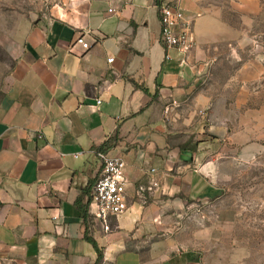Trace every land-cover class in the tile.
Wrapping results in <instances>:
<instances>
[{
  "label": "crops",
  "instance_id": "obj_1",
  "mask_svg": "<svg viewBox=\"0 0 264 264\" xmlns=\"http://www.w3.org/2000/svg\"><path fill=\"white\" fill-rule=\"evenodd\" d=\"M165 4L190 24L187 54L161 42ZM261 10L74 0L29 27L0 91V264H245L246 249L195 213L222 196V162L260 150L264 110L246 85L263 66L239 49ZM97 152L126 164L128 208L106 228L91 206Z\"/></svg>",
  "mask_w": 264,
  "mask_h": 264
},
{
  "label": "rangeland",
  "instance_id": "obj_2",
  "mask_svg": "<svg viewBox=\"0 0 264 264\" xmlns=\"http://www.w3.org/2000/svg\"><path fill=\"white\" fill-rule=\"evenodd\" d=\"M70 1L74 0H0V91L15 67L29 27L45 25ZM260 4V15L245 34L247 45L239 50L243 59L262 63L261 77L246 88L250 94L247 105L264 110V0ZM261 142L260 150L221 163L222 196L195 213H204L208 222L224 228L231 247L246 249L245 264H264V126Z\"/></svg>",
  "mask_w": 264,
  "mask_h": 264
},
{
  "label": "built area",
  "instance_id": "obj_3",
  "mask_svg": "<svg viewBox=\"0 0 264 264\" xmlns=\"http://www.w3.org/2000/svg\"><path fill=\"white\" fill-rule=\"evenodd\" d=\"M112 12V10L110 11ZM161 42L164 48L177 49L182 53H189L196 47V40L191 33L190 24L184 22L178 7L165 4L160 8ZM77 43L85 50H90L92 45L79 38ZM167 59L170 57L167 55ZM109 63L113 59H108ZM169 110H165L167 115ZM98 159L102 162L103 170L97 180L91 199L93 214L107 226L108 219L126 212L128 208L126 199V177L124 175L125 162L120 158L109 157L104 152H97ZM156 170H151L152 186L158 187L159 182L155 177Z\"/></svg>",
  "mask_w": 264,
  "mask_h": 264
}]
</instances>
